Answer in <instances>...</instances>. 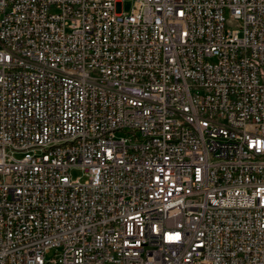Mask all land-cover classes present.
I'll use <instances>...</instances> for the list:
<instances>
[{
	"label": "built area",
	"instance_id": "built-area-1",
	"mask_svg": "<svg viewBox=\"0 0 264 264\" xmlns=\"http://www.w3.org/2000/svg\"><path fill=\"white\" fill-rule=\"evenodd\" d=\"M122 5L0 0V264H264V0Z\"/></svg>",
	"mask_w": 264,
	"mask_h": 264
},
{
	"label": "rangeland",
	"instance_id": "rangeland-1",
	"mask_svg": "<svg viewBox=\"0 0 264 264\" xmlns=\"http://www.w3.org/2000/svg\"><path fill=\"white\" fill-rule=\"evenodd\" d=\"M134 1L135 0H123V5H122L123 10L129 12L134 4ZM233 25L235 27H239L240 24L238 22H235L233 23ZM71 176L73 178L81 177L83 180L86 179L85 175L83 174V171L80 168H73L71 170ZM52 256H53V252L50 255H48V257H52Z\"/></svg>",
	"mask_w": 264,
	"mask_h": 264
}]
</instances>
